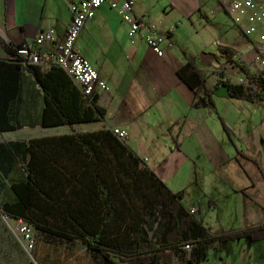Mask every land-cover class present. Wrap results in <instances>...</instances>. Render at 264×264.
Wrapping results in <instances>:
<instances>
[{
  "label": "crops",
  "instance_id": "0c3cea01",
  "mask_svg": "<svg viewBox=\"0 0 264 264\" xmlns=\"http://www.w3.org/2000/svg\"><path fill=\"white\" fill-rule=\"evenodd\" d=\"M122 0H116L120 4ZM70 0H0V97L10 90L17 72L16 93L8 100L13 129L0 131V206L11 203L14 182L25 179L21 162L29 157L32 138L121 128L126 146L152 169L181 201L195 208L214 234L264 223V98L231 95L224 81L236 83L239 72L215 54L227 49L257 71L256 45L235 24L220 0H132L135 13L170 26L156 55L140 33L119 14L101 3L87 18L75 40L84 56L110 90L94 87L96 102L105 109L95 122L42 125L43 90L27 68L12 65L13 46L33 42L52 30L39 49L49 52L67 31ZM252 44V48L250 45ZM251 48V49H250ZM193 63L201 71L212 103L186 84L177 69ZM44 69L47 63H41ZM85 125V126H82ZM0 217L8 218L0 212ZM264 239L240 237L216 243L198 264L264 263ZM244 257L245 261H239ZM232 258V260H231ZM180 264L175 260L174 264Z\"/></svg>",
  "mask_w": 264,
  "mask_h": 264
},
{
  "label": "trees",
  "instance_id": "16d2710c",
  "mask_svg": "<svg viewBox=\"0 0 264 264\" xmlns=\"http://www.w3.org/2000/svg\"><path fill=\"white\" fill-rule=\"evenodd\" d=\"M215 55L218 62L224 58L237 65L244 75L241 83L224 81L231 95L264 98L262 71L250 72L243 60L234 59L227 49ZM3 61L0 60V67ZM12 65L16 71L21 67L13 62ZM27 69L44 93L43 126L95 122L104 117L105 109L97 104L95 95L83 96L57 64L46 69L31 64ZM177 74L196 94L200 93L201 99L212 103V92L204 86L201 71L193 63L179 67ZM14 76L10 90L0 97V131L13 129L7 109L11 94L16 93L17 72ZM126 144L105 127L32 138L27 146L29 157L21 162L25 179L12 183L15 200L2 204L0 212L14 219L23 218L40 232L79 240L90 255L100 257L104 264H174L175 260L198 264L216 243L240 237L264 239V223L214 234L197 211L190 212L183 205L182 192L167 187ZM133 165L147 175L160 205L164 220L161 219L156 239L119 212L105 179L106 168L129 173ZM186 243L189 250L184 249ZM59 261L34 252L27 264H62Z\"/></svg>",
  "mask_w": 264,
  "mask_h": 264
},
{
  "label": "built area",
  "instance_id": "2783aa9c",
  "mask_svg": "<svg viewBox=\"0 0 264 264\" xmlns=\"http://www.w3.org/2000/svg\"><path fill=\"white\" fill-rule=\"evenodd\" d=\"M107 1L109 7L114 9L120 18L128 25V35L140 33L143 40L153 49L156 55L162 54L160 43L167 31L172 29L170 26L167 30L162 31L160 21L149 19L135 13L132 0H122L120 4L116 0H70L69 10L71 13L67 31L64 34L61 44L49 52H44L38 47L45 38L53 41L54 35L52 30L37 35L33 42L22 41L10 55L13 63L20 64L21 67L27 68V65L41 63L57 64L71 78V81L80 90L83 96L93 94L94 87L100 90L109 91L107 83L98 77L97 72L91 67L90 62L78 53L75 49V40L81 32L84 22L87 18L94 17L96 10L101 3ZM227 6L228 12L233 18L235 24L242 30L257 47L255 53V64L257 70L262 71L264 77V0H220ZM241 59V58H238ZM231 71L239 72L238 66L231 63ZM244 82V75L240 72L237 83ZM121 142L126 143L127 132L121 128L109 129ZM195 208H190L193 212ZM5 216H8L4 214ZM15 229L17 232L25 235L29 241V247L32 242L28 239L29 225L23 218L15 219ZM184 249L189 250L190 245L185 244ZM197 264V263H191Z\"/></svg>",
  "mask_w": 264,
  "mask_h": 264
},
{
  "label": "rangeland",
  "instance_id": "374dc122",
  "mask_svg": "<svg viewBox=\"0 0 264 264\" xmlns=\"http://www.w3.org/2000/svg\"><path fill=\"white\" fill-rule=\"evenodd\" d=\"M250 45L252 48L251 42ZM128 172L116 173L109 168L105 170V179L111 187L114 202L128 221L142 225L150 236L156 239L161 219L164 218L161 216L160 205L154 196L151 181L134 165ZM15 225L14 218L10 217L8 220L0 217V264H27L33 259L34 252L54 262L60 260L59 263L62 264H104L100 257L90 255L79 240L61 239L40 232L32 223H28L30 229L28 239L32 242V247H29V241L25 235L17 232ZM258 251L257 254L264 255L263 247ZM238 260L245 261L244 257Z\"/></svg>",
  "mask_w": 264,
  "mask_h": 264
}]
</instances>
